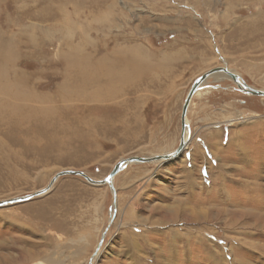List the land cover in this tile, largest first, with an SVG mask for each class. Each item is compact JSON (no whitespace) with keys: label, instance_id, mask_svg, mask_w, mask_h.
<instances>
[{"label":"rangeland","instance_id":"rangeland-1","mask_svg":"<svg viewBox=\"0 0 264 264\" xmlns=\"http://www.w3.org/2000/svg\"><path fill=\"white\" fill-rule=\"evenodd\" d=\"M134 49L157 69L109 95L78 91L79 58L93 69ZM0 52L49 110L0 115L7 201L63 170L102 180L123 159L176 150L187 93L213 68L264 90V0H0ZM188 117L179 157L128 164L115 194L66 175L0 205V264H264V96L209 77Z\"/></svg>","mask_w":264,"mask_h":264},{"label":"bare ground","instance_id":"bare-ground-1","mask_svg":"<svg viewBox=\"0 0 264 264\" xmlns=\"http://www.w3.org/2000/svg\"><path fill=\"white\" fill-rule=\"evenodd\" d=\"M131 51H132V53L129 56L120 55L118 57V59L110 60L109 64H107L106 61H99L98 63H96L93 66V69H89L90 64H89L87 59L79 58L78 63L80 65V67H79L80 68V78H79V89H78V91L82 92L86 89V87H88L89 84H93L97 88L94 91V93L91 95V97H94V98L98 97L100 94H102L104 92V90H107L106 93L108 92V95H109V93H114L115 90H117L116 86L118 84H120V83L123 84L125 82H129V81H133V80L135 81L136 79L140 78L142 75L145 76L144 74L148 73L149 71L157 69V68H155V65L152 64L153 62L150 61L151 62V64H150L144 58V56L141 55V52L139 49H134ZM6 53H8V52H6ZM7 56H8V54L4 55V58H7ZM150 56H148V57H150ZM10 58H11V56H10ZM152 59H154V58H152ZM7 60H9V58H7ZM158 60H160V59H158ZM6 64H7V62H6ZM6 64H4L3 62H0V115L1 116H8L10 118L15 117L18 120L27 123V122H30L31 119H35L36 117H39L40 114H42L40 116V119L42 120L45 117V115L47 114V112L49 111L48 108L46 106L43 107L40 104H39L38 108H36V107H34V104H32V102L35 100L37 102H39V101L44 102L46 99V96H44V94L42 95L40 93L35 92L33 89H31V87L29 88L28 86L24 85L25 83L24 84H23V82L21 83V81L20 82H18V80H16V82L11 81V79L9 78L10 75L8 76V69H7ZM159 64H161V63H159ZM218 67L227 68L225 66H218ZM227 69L234 72V70H232L230 68H227ZM103 76L105 78H103ZM229 76L230 75L227 72L220 71V72H217V73L210 75L209 77H214V78L221 80L223 78H228ZM209 77H207V79ZM207 79H205L200 84V86H199L198 90L195 92V94L201 88L205 87ZM238 84H239V86H241V88L244 91H246L249 94H252L248 88L247 83L243 80V78H242V80L239 81ZM119 89H118V91H119ZM260 90H262V89H260ZM118 91H117V93H118ZM195 94L193 95V97L195 96ZM193 97H192V99H193ZM192 99L190 101V104L192 102ZM190 104H189V106H190ZM188 110H189V107L187 109V116H186V127H185V134H184V140L186 142V145L184 147V150L191 143V141H190L191 131H190V125H189L190 120L188 117ZM234 139H235V137L231 138V140L229 141V144L233 143V141H235ZM174 151H175V149L172 151L166 152L164 154L173 153ZM157 155H159V154H157ZM179 155L174 156L170 160H173L174 158L176 159V157H179ZM170 160H167V161L170 162ZM157 161H162V160H157ZM157 161H152V162H157ZM164 161H166V160H164ZM107 184L110 185L109 183H107ZM105 231H107V230H105ZM105 231L103 232V234L105 233ZM103 234H102V236H103ZM101 239H102V237H101ZM100 242H101V240H100ZM102 244H103V242H102ZM100 252H101V246L99 247V245H98V249H97V252L95 253L94 257L96 258ZM53 260L56 263H59L61 261L60 259H57V260L53 259Z\"/></svg>","mask_w":264,"mask_h":264},{"label":"water","instance_id":"water-1","mask_svg":"<svg viewBox=\"0 0 264 264\" xmlns=\"http://www.w3.org/2000/svg\"><path fill=\"white\" fill-rule=\"evenodd\" d=\"M220 71H225L227 72L232 79L234 80L235 83H239L240 80H242L241 76L238 75L237 73L227 69V68H223V67H217V68H213L207 72H205L204 74H202L199 78H197L194 83L192 84L185 100H184V104H183V108H182V114H181V123H182V135H181V140H180V144L179 146L176 148V150L173 153H169V154H159V155H154V156H146V157H139V156H133V157H129L127 159H123L120 162H118L114 168L111 170V172L102 180H95L93 178H91L90 176H88L85 172L80 171V170H63L58 172L53 179L51 180L50 184L48 185V187L46 189L40 190L34 194L31 195H27V196H22V197H17V198H13L7 201H0V205H3L5 203H15V202H21V201H26L29 200L37 195L43 194L46 191H48L51 186L62 176H66V175H76V176H81L83 178H85L89 183L91 184H106L109 183L110 186L112 187V190L115 194V188L113 185V179L115 178V176L117 174H119L128 164L130 163H144V162H151V161H157V160H170L171 158H173L174 156L179 155L180 153H182V151L184 150V147L186 145V142L184 140V134H185V127H186V116H187V109L189 107L190 101L193 97V95L195 94V92L198 90L200 84L207 79V77H209L210 75L220 72ZM249 90L252 94L257 95V96H264V91L260 90V89H256V88H252L249 87ZM115 196V195H114ZM115 201H116V196L114 197ZM107 231H105V233L102 236L101 242L99 244V247L101 246L103 239L105 237Z\"/></svg>","mask_w":264,"mask_h":264}]
</instances>
